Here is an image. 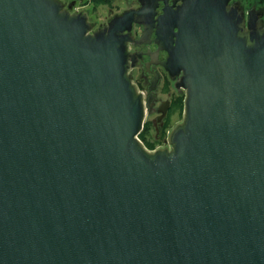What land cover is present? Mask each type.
<instances>
[{"label": "water", "instance_id": "1", "mask_svg": "<svg viewBox=\"0 0 264 264\" xmlns=\"http://www.w3.org/2000/svg\"><path fill=\"white\" fill-rule=\"evenodd\" d=\"M177 1L0 0V264H264V10ZM152 35L184 100L149 151Z\"/></svg>", "mask_w": 264, "mask_h": 264}, {"label": "flooded vegetation", "instance_id": "2", "mask_svg": "<svg viewBox=\"0 0 264 264\" xmlns=\"http://www.w3.org/2000/svg\"><path fill=\"white\" fill-rule=\"evenodd\" d=\"M234 1L240 3L244 12L250 8L264 10V0H255L253 2L250 0H231V3ZM130 2L131 4L127 9L138 7L137 0H130ZM180 3L181 1L178 0L176 5ZM168 5L173 6L172 0H168ZM162 7L163 3L160 2L157 9L158 14L161 13ZM73 10L79 11L75 9V5ZM142 32V27L135 25L132 29V36L138 40ZM153 39L154 35L150 37L146 44L142 43L139 46H135L133 43L128 44V51L132 54H136L135 64L134 66H130L128 73L131 75L132 83L136 89L143 94L144 98L148 95L153 81H156L155 89L153 91L154 97L152 101V110L149 113H146L145 117L152 116V119L149 122L150 127H154L157 131L156 138H158L160 135V128H162V132L165 130L166 134H169L172 130L173 127L168 121H171L172 117L177 112L173 111V104L180 96L183 97L184 100V91L175 88V81L170 80L168 73L161 66L160 63L166 60L167 53L165 51H157V46ZM138 54L141 56H138ZM164 108L165 114L162 115L158 110ZM167 126L169 127L166 128ZM146 138H148L147 135ZM166 146L167 145L161 144L157 145L156 148L159 149L158 147L164 148Z\"/></svg>", "mask_w": 264, "mask_h": 264}, {"label": "rangeland", "instance_id": "3", "mask_svg": "<svg viewBox=\"0 0 264 264\" xmlns=\"http://www.w3.org/2000/svg\"><path fill=\"white\" fill-rule=\"evenodd\" d=\"M65 2H70L72 0H63ZM251 2L255 0H250ZM130 0H110V4H94L91 0H75V9L79 11H83L87 14L88 19L90 22L94 24L95 27L106 23V21L113 16L114 14L120 13L122 10L127 9L130 6ZM183 117V110L182 112H176L172 117L171 121H168L172 127L176 124L180 123ZM152 116L145 117V122H150ZM149 131L146 132L147 140L149 141H158L161 139L162 135V128L159 129V137L156 138L157 131L154 127H150ZM168 137V135H167ZM167 137L161 142V144L165 145ZM164 142V143H163ZM144 145V144H143ZM156 145H159L158 143ZM166 145H168L166 143ZM145 147V145H144Z\"/></svg>", "mask_w": 264, "mask_h": 264}, {"label": "trees", "instance_id": "4", "mask_svg": "<svg viewBox=\"0 0 264 264\" xmlns=\"http://www.w3.org/2000/svg\"><path fill=\"white\" fill-rule=\"evenodd\" d=\"M92 3L94 4H110V0H91ZM183 110V97H179L173 104V111H177V112H182ZM169 126H167L166 128H168ZM150 128V123H144L143 129L142 131L139 133L138 138L139 140L145 145V147L149 150L154 149L157 145V143L159 145H161V142L165 139V137H167V134L165 133L166 131L164 130L162 135H161V139L158 141H149L146 138V131Z\"/></svg>", "mask_w": 264, "mask_h": 264}, {"label": "built area", "instance_id": "5", "mask_svg": "<svg viewBox=\"0 0 264 264\" xmlns=\"http://www.w3.org/2000/svg\"><path fill=\"white\" fill-rule=\"evenodd\" d=\"M167 135H168V134H167ZM165 145H166V142H165ZM167 146H168V145H167ZM156 147H157V146H156ZM156 147H155L154 149H152V150H149V149H148V150H149V151H154V150L157 149ZM158 148H160V147H158Z\"/></svg>", "mask_w": 264, "mask_h": 264}]
</instances>
